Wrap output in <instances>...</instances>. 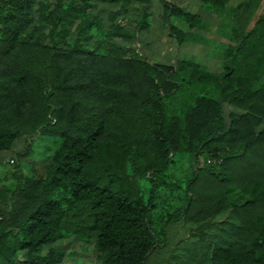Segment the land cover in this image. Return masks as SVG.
Listing matches in <instances>:
<instances>
[{
	"label": "trees",
	"instance_id": "obj_1",
	"mask_svg": "<svg viewBox=\"0 0 264 264\" xmlns=\"http://www.w3.org/2000/svg\"><path fill=\"white\" fill-rule=\"evenodd\" d=\"M231 1L160 0L180 45L217 23L214 73L131 44L150 22L127 5L153 0H0V264H61L70 237L100 264H264V11ZM24 137L54 143L40 178Z\"/></svg>",
	"mask_w": 264,
	"mask_h": 264
},
{
	"label": "rangeland",
	"instance_id": "obj_2",
	"mask_svg": "<svg viewBox=\"0 0 264 264\" xmlns=\"http://www.w3.org/2000/svg\"><path fill=\"white\" fill-rule=\"evenodd\" d=\"M176 2L182 8H185L192 13L199 9L200 0H167ZM243 0H232L231 4L237 5ZM109 10H118L120 5L110 4L103 5ZM125 12L126 18L135 21L142 12L149 14L150 28L141 31L138 39L131 43L138 51H140L150 64L157 65H173L182 57H189L204 64L209 70L214 73H220L223 70L222 66V51L229 40L217 31V23H213V29L210 31L192 30L200 35L207 37L210 42L207 44L183 43L182 45L171 36L169 26L171 24L179 27L182 30L190 31L186 23L178 19L172 18L168 23L164 21V13L160 0H153L152 4H137L131 3L127 5ZM264 11V0L260 1V5L254 14L251 15L249 27L255 19ZM216 22V21H215ZM114 43L122 47L129 43L120 39H114ZM19 143L28 151L29 146L32 150L26 157L20 160V166L24 172L32 173L36 178L45 175L46 168L50 163L49 155L52 153L51 148L54 143L49 139L37 141L34 144L29 138L19 139ZM9 176L12 174L14 167L10 168ZM185 166L177 167L174 172L178 180L185 174ZM6 168L0 166V179L5 175ZM56 248H61L66 252V257L61 264H100L97 260L98 254L94 251L92 244H85L76 237H70L58 241L52 245Z\"/></svg>",
	"mask_w": 264,
	"mask_h": 264
},
{
	"label": "crops",
	"instance_id": "obj_3",
	"mask_svg": "<svg viewBox=\"0 0 264 264\" xmlns=\"http://www.w3.org/2000/svg\"><path fill=\"white\" fill-rule=\"evenodd\" d=\"M186 31V30H185Z\"/></svg>",
	"mask_w": 264,
	"mask_h": 264
}]
</instances>
